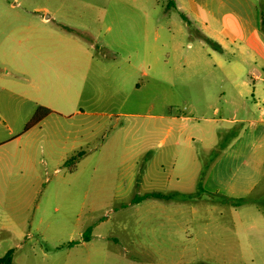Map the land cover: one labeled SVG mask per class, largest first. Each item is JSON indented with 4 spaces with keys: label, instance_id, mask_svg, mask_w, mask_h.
<instances>
[{
    "label": "rangeland",
    "instance_id": "obj_1",
    "mask_svg": "<svg viewBox=\"0 0 264 264\" xmlns=\"http://www.w3.org/2000/svg\"><path fill=\"white\" fill-rule=\"evenodd\" d=\"M115 1L0 0V175L13 180L11 211L31 223L15 236L0 231V257L6 254L9 264H264V171L244 197L203 188L219 154L253 129L250 93L254 83H263L252 80V64L238 76L247 84L249 107L224 101L221 94L233 96L227 82L195 76L187 89L177 87L191 106L171 109L188 117L178 121V128L184 126L174 164L144 155L131 169L144 121L130 116L137 113V94L116 96V83L106 88L100 76L98 114L78 117L79 126L59 117L70 108L64 98L77 90L70 74L83 66L73 53L89 50L97 57L89 44L105 41L101 6ZM46 15L50 19L43 21ZM178 16L170 19L179 22ZM183 38L182 52L196 49ZM255 71L264 78L261 67ZM124 98L130 102L115 104ZM79 105L87 110L86 103ZM38 108L44 117L33 123ZM115 125L124 128L118 139ZM73 141L79 143L74 149ZM152 179L161 182L153 189L171 200L133 203L149 191L138 184Z\"/></svg>",
    "mask_w": 264,
    "mask_h": 264
},
{
    "label": "crops",
    "instance_id": "obj_2",
    "mask_svg": "<svg viewBox=\"0 0 264 264\" xmlns=\"http://www.w3.org/2000/svg\"><path fill=\"white\" fill-rule=\"evenodd\" d=\"M261 2L264 5V0H168L166 4L161 0H116L105 3L101 6V22L106 27L105 41L95 39L89 44L90 49L98 50L97 57L89 50L73 53L74 58L83 60V66L70 74L77 90L64 98L70 108L60 113L59 117L67 121L68 125L75 126L77 123L76 126H79L78 117L97 115L96 107L100 98L95 92L101 86L96 83L100 76L107 81L103 84L106 88L111 87L108 82L116 83V96L123 91L129 93L130 90V94H137V98L132 101L137 105V113L130 116L144 121L140 124L142 132L137 133L139 143L133 147V158L129 163L131 169L137 170L139 158L144 155H149L152 162L174 164L178 139L182 134L179 130L184 126L181 123L178 128V121H186L188 117L177 116L171 109L182 104L191 106L182 100L177 87L187 89L195 76L211 79L215 85L220 81L227 82L229 87L226 88L233 92V96L221 94L224 101L231 98V105L249 107L245 94L247 84L238 76L244 74L245 65L250 63L252 80L263 83H254L250 93L252 100L249 104L252 106V115H255V119H252L253 129L247 128L239 133L219 154L220 157L215 159L204 177L203 188L211 193H224L233 197L251 194L264 171V78L255 73L258 67L264 71ZM177 14L179 22L170 19ZM49 19L50 16L46 15L43 21ZM86 36L91 38L89 34ZM183 37L193 40L196 49L182 52L179 38ZM102 60L107 63L102 64ZM178 76L182 77L179 86ZM126 100L128 98L116 100L115 104L119 102L122 107ZM77 102L86 103L87 110L78 106ZM111 116L108 114L109 118ZM145 120L151 121V129ZM115 128L118 132L113 135L118 139L124 133V128L118 125ZM74 141L72 149L79 145L77 143L75 146ZM22 170L24 167L20 168V172ZM145 170L141 165L139 171ZM149 181L138 184L149 190L142 193L143 196L161 194L153 189L155 186L161 187L160 180L156 179L155 182L152 179V184ZM12 186L13 180L8 179L7 173H1L0 231L7 236L20 234L25 226L30 228L31 224L11 211L14 202ZM144 199L171 200L159 197ZM5 255H1L0 259Z\"/></svg>",
    "mask_w": 264,
    "mask_h": 264
},
{
    "label": "trees",
    "instance_id": "obj_3",
    "mask_svg": "<svg viewBox=\"0 0 264 264\" xmlns=\"http://www.w3.org/2000/svg\"><path fill=\"white\" fill-rule=\"evenodd\" d=\"M263 9H264V5H263V3H261V5H260V13H261V26H262V28L264 27ZM43 111L44 110L42 108H38L37 109V111H36V113H35V115H34V117L32 119L33 123H37L41 119H43V117H44V116H42L44 114ZM147 197H159V198H162V199L164 198V196L161 195V194H148V195H145V196H143L141 198H136L133 203H137L138 201H140V200H142L144 198H147ZM243 203H244V200H240L239 202H235V205H241ZM89 233H90V229H88L87 232H86V235H84V239L85 240L89 239V235H90ZM0 261H3L6 264H9L7 255L4 258L0 259Z\"/></svg>",
    "mask_w": 264,
    "mask_h": 264
},
{
    "label": "water",
    "instance_id": "obj_4",
    "mask_svg": "<svg viewBox=\"0 0 264 264\" xmlns=\"http://www.w3.org/2000/svg\"><path fill=\"white\" fill-rule=\"evenodd\" d=\"M0 264H6L5 262H3V261H0Z\"/></svg>",
    "mask_w": 264,
    "mask_h": 264
}]
</instances>
